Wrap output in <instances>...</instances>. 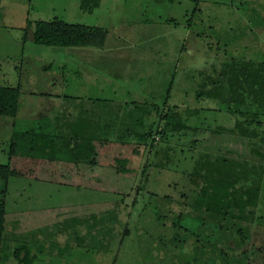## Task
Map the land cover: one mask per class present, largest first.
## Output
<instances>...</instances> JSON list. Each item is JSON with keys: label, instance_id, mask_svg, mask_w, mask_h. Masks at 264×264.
I'll return each instance as SVG.
<instances>
[{"label": "rangeland", "instance_id": "1", "mask_svg": "<svg viewBox=\"0 0 264 264\" xmlns=\"http://www.w3.org/2000/svg\"><path fill=\"white\" fill-rule=\"evenodd\" d=\"M55 19L105 28L103 48L35 44L28 22ZM242 61L264 63V0H0V86L21 85L17 117H0V165L9 163L15 132L60 136V150L38 155L54 163L29 164L32 145L20 142L11 162L18 177L0 178V264H19L15 249L26 245L31 264H264V175L238 251L187 232L200 224L178 201L197 162L227 156L246 164L245 185L264 165L205 140L248 119L228 112L229 95L198 96L218 95L221 70ZM174 115L186 136L163 143L157 131Z\"/></svg>", "mask_w": 264, "mask_h": 264}, {"label": "trees", "instance_id": "2", "mask_svg": "<svg viewBox=\"0 0 264 264\" xmlns=\"http://www.w3.org/2000/svg\"><path fill=\"white\" fill-rule=\"evenodd\" d=\"M33 26L34 43L48 47L103 48L108 36V31L103 27L71 24L59 19L47 22L40 21L35 24L28 22L26 32ZM25 34L24 38L26 40L28 34ZM221 71L219 78L213 83L218 95L213 92L207 94L198 92V96L200 98L206 96L210 99H220L223 95H229L226 100L228 112L233 117L243 113L242 115H245L248 121L246 120V123L244 120L245 123L242 124L235 122L234 126L230 127L220 126L210 132L205 137V140L212 141V146L220 149L228 148L251 156L264 158L262 152V149H264V121H261L264 119V63L236 62L225 65ZM167 95V99H169L170 90ZM251 97H253L252 100H250ZM20 98L21 85L17 87L0 86V117L16 118L19 111ZM249 101L253 103L249 105ZM167 117L168 121L164 130L162 132L157 131V134H161L163 143H167L170 140L169 138L176 139V137L178 142H180L183 140V136H186V122H183L177 115ZM160 119L161 122L167 120V118L164 119V116ZM197 130L198 128H194L192 131L196 134ZM59 137L54 135V133L38 136L34 131L15 132L12 136L9 163L0 165V178L8 181L13 177H18L16 168H13L11 162L14 153L19 149L20 142H22L21 147L28 142L32 145L28 147V152L29 154L35 153V156L31 159L33 162L29 164L37 162L40 166L41 162L45 163L44 161L46 160L54 163L56 159H48L38 155L39 153L46 154L49 151L60 150L58 148ZM13 141H17V143H13ZM197 141L199 142L196 138L193 144L196 145ZM108 143H111L110 148L114 146L111 141ZM83 150L89 151L87 147ZM83 150L80 149L79 151ZM92 151L94 158L98 150L93 149ZM172 151V148L167 151V161H170L171 155L169 153ZM116 158L118 159L117 162H119L120 156ZM64 159H67V161ZM64 159V162L71 163L68 157ZM96 161H99V156L98 159H91L90 162H85V164L88 166L96 165L98 164ZM126 162L127 160L124 159L121 163L125 164ZM245 165L233 159L231 160L227 156H217L212 163L207 160L203 163H196L194 170L189 174L188 185H186L187 192L181 193L178 198L179 202L183 201L182 203L186 208L191 209V212L187 213L188 216H190L189 213L195 214V216L190 217H193L200 224L197 228H186L187 232H190L197 239L205 237L208 244L213 243L215 246H218L221 242L233 244L232 250L234 251L240 250L239 248L247 243L250 237L247 224L253 220L252 217H255V210L258 206L261 192V181L264 175V165L260 166L259 171L255 173L256 176L253 175L255 178L250 185L241 183L242 180L248 181L251 174L250 171L245 170ZM29 166H25V168L28 169ZM122 172L126 171L118 169V173ZM4 205L0 204V254L3 248L4 235L6 234V208ZM209 232L213 234L209 235ZM235 233L241 236L242 244L230 241L227 237V234L232 235ZM31 254V248L27 245L20 246L15 249L14 258L19 264H31L33 261ZM242 254H246V252L243 250Z\"/></svg>", "mask_w": 264, "mask_h": 264}]
</instances>
